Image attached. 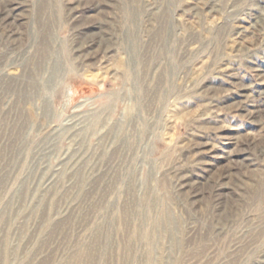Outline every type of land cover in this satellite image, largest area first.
Here are the masks:
<instances>
[{
	"label": "rangeland",
	"instance_id": "obj_1",
	"mask_svg": "<svg viewBox=\"0 0 264 264\" xmlns=\"http://www.w3.org/2000/svg\"><path fill=\"white\" fill-rule=\"evenodd\" d=\"M1 1L0 264H264V0Z\"/></svg>",
	"mask_w": 264,
	"mask_h": 264
},
{
	"label": "bare ground",
	"instance_id": "obj_2",
	"mask_svg": "<svg viewBox=\"0 0 264 264\" xmlns=\"http://www.w3.org/2000/svg\"><path fill=\"white\" fill-rule=\"evenodd\" d=\"M2 1H3V0H2ZM2 1H1V2H2ZM6 1H7V0H6ZM11 2H12V1H11ZM8 4H9V3H8ZM8 4H7V5H8ZM12 4H13V2H12ZM12 4H11V5H12ZM0 5H2V4H0ZM11 5H10V6H11ZM5 6H6V5H5ZM15 6H16V5H15ZM0 8H2V6H1ZM8 8H9V7H8ZM6 10H7V9H5V12H6ZM9 10H10V9H9ZM14 11H15V8H14ZM14 11H13V12H14ZM9 12H10V11H9ZM14 14H15V13H14ZM5 15H6V14H5ZM10 15H11V14H10ZM10 15H8V16H10ZM0 16H2V15H0ZM8 16H7V17H8ZM12 16H13V15H12ZM14 16H15V15H14ZM7 17H6V18L4 17V18L7 19ZM10 17H11V16H10ZM13 18H14V17H13ZM13 18H12V19H13ZM0 19H1V18H0ZM1 21H2V20H1ZM4 23H6V22H4Z\"/></svg>",
	"mask_w": 264,
	"mask_h": 264
}]
</instances>
